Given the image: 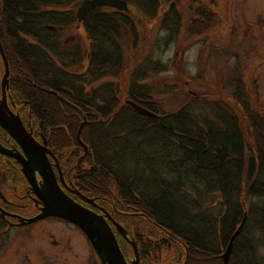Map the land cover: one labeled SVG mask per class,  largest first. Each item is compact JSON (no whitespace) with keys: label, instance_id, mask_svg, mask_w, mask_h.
Listing matches in <instances>:
<instances>
[{"label":"trees","instance_id":"1","mask_svg":"<svg viewBox=\"0 0 264 264\" xmlns=\"http://www.w3.org/2000/svg\"><path fill=\"white\" fill-rule=\"evenodd\" d=\"M126 1L158 18L170 36L178 32L181 0ZM67 2L0 0V41L10 67L8 100L28 110L25 121L39 118L53 149L67 159L74 188L94 198L126 228L138 245L140 264L141 259L161 262L156 251L163 245L177 247L180 264H224L221 255L245 212L229 264H263L258 246L264 244V206L247 205V200L264 198V111L252 104L242 69H236L231 87L250 122V139L234 109L223 102H208L212 116L198 112L207 104L202 102L205 96H192L178 109H163L144 81L147 68L139 67L130 76L127 97L155 113L145 115L127 99L120 101L116 82L94 87L101 78L121 74L128 37L134 45L138 42L130 9L97 6L86 13L81 25L90 43L88 64L78 72L74 67L84 59L80 41L70 47L62 35L78 25L75 7L80 3L63 8ZM186 4L191 10L190 33L201 35L217 24L215 12L200 0ZM3 69L0 56V76ZM84 119L81 139L87 150L77 137ZM189 182L203 185L207 192L220 190L223 212L207 211L201 203L204 191L193 196L186 188ZM124 216L144 221L166 237L153 241L151 233L144 235L125 224L120 218ZM114 231L120 246L132 249L115 227ZM124 254L133 257L129 250Z\"/></svg>","mask_w":264,"mask_h":264},{"label":"rangeland","instance_id":"2","mask_svg":"<svg viewBox=\"0 0 264 264\" xmlns=\"http://www.w3.org/2000/svg\"><path fill=\"white\" fill-rule=\"evenodd\" d=\"M82 1L68 0L62 7L74 8L77 2L81 5ZM166 1L168 0H162L163 3ZM188 1L181 0L183 3L179 7L181 25L178 32L171 36L170 31L160 27L158 18H151L139 9L136 2H130V11L138 30V42L134 45L132 38L128 37V45L124 51L125 66L121 74L101 78L94 83V87L109 80L114 81L119 85L120 101L124 102L128 100L127 92L132 72L139 67L147 68L149 74L144 81L150 85L155 100L161 103L163 109H178L192 100V96H205L207 101L202 102L207 104H204L205 107L199 106L198 112L212 116L208 102H223L234 109L244 136L249 138L250 122L246 120L243 106L233 98L231 79L235 76L236 69L240 67L253 100L252 104L258 110L264 111V0H200L201 4L214 11L218 18L217 24L201 35L190 33L191 28L188 24L191 22V10L186 4ZM62 39L70 47L76 41H80L84 59L80 65L74 67V70L78 72L85 70L90 43L84 27L81 24L79 27L72 26L65 30ZM1 80L2 76L0 85ZM87 88L90 89L89 86ZM16 107L19 110V107ZM27 111L20 110L22 118L24 114L27 116ZM249 143L255 150V143L253 141ZM5 167L6 165L1 163L0 171L3 172ZM127 167L133 172L134 168L131 165L128 164ZM69 168L68 165L64 171ZM145 174L147 175L146 172ZM162 177L161 179L165 180V176ZM2 179L6 180V192L13 195L12 176L7 173ZM24 183H27L25 178L22 183L21 195L24 205L21 212L29 215L33 209L32 203L25 197ZM194 185L189 182L186 188L193 196H197L200 189L204 191L201 203L207 211L223 212L224 202L218 200L223 199L220 190L213 189L207 192L203 185H195L198 188ZM242 195L239 198L235 197L236 200H240ZM251 203L259 207L264 206V198L257 197L253 201L248 198L247 205ZM120 218L133 230L144 235L151 233L153 241L166 237L161 230L152 228L137 218L128 216ZM257 236L261 237L259 234ZM117 237L119 240V236ZM121 247L124 253L127 250L133 253V249L127 248L126 244L122 243ZM258 252L264 264V244L258 246ZM156 253L162 257L161 262L157 260L151 263L147 262V259L144 261L141 259V264L181 262L180 252L175 245L172 248L163 245L161 252ZM131 257L132 255L128 258L132 260L134 257ZM0 264H101V262L90 240L79 227L62 219L49 218L33 225L15 228H10L6 224L0 225Z\"/></svg>","mask_w":264,"mask_h":264},{"label":"water","instance_id":"3","mask_svg":"<svg viewBox=\"0 0 264 264\" xmlns=\"http://www.w3.org/2000/svg\"><path fill=\"white\" fill-rule=\"evenodd\" d=\"M97 6H107L124 11L130 9L126 0H83L76 10L78 27L84 20L86 13L91 8ZM0 56L4 65V74L1 80L0 126L19 144L24 154L20 151L15 152L12 149H8L1 143L0 153L14 157L20 162L24 176L30 183L35 195L43 204L41 212L38 215L28 218L19 215V225L30 224L47 217H58L76 225L86 234L102 264H140V253L136 241L131 238L126 228L115 220L109 211L103 209L102 214L94 211L75 200L60 186L56 172L46 154L47 151L50 153L51 151L33 137L32 133L24 125L21 117L16 114L8 104L7 90L10 67L1 41ZM51 92L56 93L55 91ZM126 102L145 115L155 114L133 100L128 99ZM85 122L86 119L80 123L77 137L84 149H87L86 144L81 139V132ZM36 172H38L41 177L40 181L37 180ZM60 176L62 181H64L61 170ZM70 190L84 201L97 205L94 198L84 195L75 188H71ZM246 218L247 212L244 213L242 222L231 236L225 251L221 255L224 264L230 263V256L235 239L243 228ZM110 222L132 246L134 257L132 260L128 259L122 251Z\"/></svg>","mask_w":264,"mask_h":264},{"label":"flooded vegetation","instance_id":"4","mask_svg":"<svg viewBox=\"0 0 264 264\" xmlns=\"http://www.w3.org/2000/svg\"><path fill=\"white\" fill-rule=\"evenodd\" d=\"M7 97H8V93H7ZM8 104L10 108L21 117V114L19 113L20 109L19 110L17 109V107L15 106V102L8 100ZM21 119L22 121L24 120L22 117ZM23 123L26 126V128L32 133L33 137L40 144L44 145L48 150L51 151V153L47 151L46 154H47V157L52 167L54 168L56 172L57 180L60 186L63 188V190H65L70 196H72L78 202L93 209L94 211L100 214L103 213V209L107 210V208H105L99 202H96L97 205L88 203L84 201L81 197H79L77 194L72 192V190H70L71 188L74 189V184L71 180L70 170L67 172L64 171V168L67 167V159H64V156L62 157L60 154H58V151L56 149L55 150L53 149V146L51 145L49 141L48 135H46V133L42 129L43 127L39 124V118L34 116L33 121L24 120ZM0 143L4 145L5 147H7L8 149H12L15 152L20 151L23 153L19 144L1 126H0ZM59 156L62 157V160H60ZM82 156L83 155H81V158ZM1 163L2 165H6L5 167L6 169L3 172L0 171V225L6 224L10 228H15L17 226H20L19 219H18L19 215L24 216L26 218L38 215L41 212V208L43 204L41 200L35 195L30 183L24 176L22 172V166L18 160H16L14 157L6 156L0 153V164ZM60 170L62 171V176H63L64 181H62L61 179ZM7 173L13 178L12 179L13 180V183H12L13 195H10L9 192H6V188H5L6 180L2 179V178H5ZM23 177L25 178L27 182L26 184L24 183L25 184L24 187L26 190L25 197H27V199L30 200V202L32 203V209H33V212H31V214L29 215H24L21 212L23 210L22 206L24 205V203L22 202L23 195H21L22 183L24 179ZM36 177L38 181L41 180V177L38 172H36ZM17 197H20V198L18 199ZM17 200H20V202ZM49 218H58V217H47V218L38 220L36 222L26 224V225H21V226L33 225L35 223L44 221ZM58 219H61V218H58ZM111 225L114 229V226L112 223Z\"/></svg>","mask_w":264,"mask_h":264}]
</instances>
